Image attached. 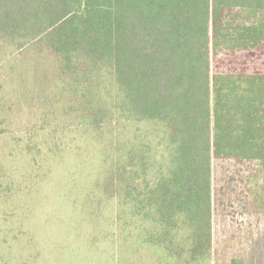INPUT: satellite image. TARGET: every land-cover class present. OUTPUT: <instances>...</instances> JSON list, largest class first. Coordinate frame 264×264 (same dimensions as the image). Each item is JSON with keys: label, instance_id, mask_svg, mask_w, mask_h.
Masks as SVG:
<instances>
[{"label": "trees", "instance_id": "16d2710c", "mask_svg": "<svg viewBox=\"0 0 264 264\" xmlns=\"http://www.w3.org/2000/svg\"><path fill=\"white\" fill-rule=\"evenodd\" d=\"M263 42L264 0H0V264H212V161L264 187V75L211 76L210 48ZM55 178L77 255L43 261L33 216L16 257Z\"/></svg>", "mask_w": 264, "mask_h": 264}, {"label": "rangeland", "instance_id": "374dc122", "mask_svg": "<svg viewBox=\"0 0 264 264\" xmlns=\"http://www.w3.org/2000/svg\"><path fill=\"white\" fill-rule=\"evenodd\" d=\"M211 76L215 74L233 75H264V42L252 50H222L213 51L210 48ZM55 178L41 186L34 201L26 200V205L20 213V222L25 226L20 233L22 243L27 248L20 249L29 259V245H27V231L31 230L29 222L37 217L39 236L42 241L41 253L43 260H53L59 254L66 255L67 244L71 245V256H76L74 241L67 239V233L73 232V225H66L71 220H78V213L72 212L66 206V199L61 195L62 183ZM41 192H46L42 197ZM264 188L261 179V168L253 162L231 160L212 161V264H231L237 257L248 258L247 264H264ZM32 207V208H31ZM34 207H39L35 210ZM2 214L10 218L6 226L0 229L1 235L10 232L11 259H13V237L15 218L13 217L12 202L10 206L1 205ZM35 215H33V213ZM16 214H18L16 212ZM79 216V215H78ZM262 216L260 223L258 218ZM52 218L53 224H48ZM28 222V227H26ZM62 224V225H61ZM72 234V233H71ZM263 235V237H261ZM71 241V242H67ZM86 251L80 248L79 255ZM253 255V259L251 258ZM251 261H250V259ZM247 260V259H246ZM50 262V261H49Z\"/></svg>", "mask_w": 264, "mask_h": 264}, {"label": "crops", "instance_id": "0c3cea01", "mask_svg": "<svg viewBox=\"0 0 264 264\" xmlns=\"http://www.w3.org/2000/svg\"><path fill=\"white\" fill-rule=\"evenodd\" d=\"M241 162H251V161H241ZM253 163H255V162H253ZM257 164V163H256ZM264 188V187H263ZM263 207H264V203H263ZM258 221H259V227H260V223L262 222V216H260L259 218H258ZM212 237H213V226H212ZM261 237H263V235L261 236ZM251 258L253 259V255H251ZM247 259V260H246ZM250 259V258H249ZM233 260V259H232ZM231 260V261H232ZM236 260H241L242 262H243V264H247V262H249L248 261V258H244V257H237L236 258ZM230 261V262H231ZM250 261H251V259H250Z\"/></svg>", "mask_w": 264, "mask_h": 264}]
</instances>
